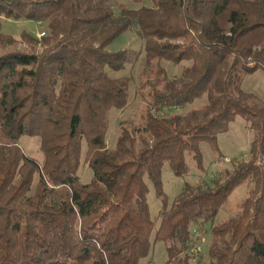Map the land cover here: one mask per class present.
Here are the masks:
<instances>
[{
  "label": "trees",
  "instance_id": "16d2710c",
  "mask_svg": "<svg viewBox=\"0 0 264 264\" xmlns=\"http://www.w3.org/2000/svg\"><path fill=\"white\" fill-rule=\"evenodd\" d=\"M152 3L116 15L104 0H0V17L49 28L40 40L24 32L28 47L0 53V264H141L158 241L167 244L168 264H192L198 223L210 224L214 240L206 264H264V103L242 88L246 75L264 70V0ZM133 28L145 39L148 68L156 67L154 107L138 125L124 121L110 149V113L127 107L129 79L105 69L122 70L140 52L109 47ZM15 41L0 34V46ZM163 60L190 64L175 79ZM204 96L201 110L157 113ZM238 115L254 134L248 159L212 184L187 183L169 203L164 165L187 175L190 156L203 171L201 143L222 157L219 134ZM23 136H40L42 162L22 148ZM82 161L90 182L79 176ZM146 177L162 202L158 226ZM247 182L241 213L215 223Z\"/></svg>",
  "mask_w": 264,
  "mask_h": 264
},
{
  "label": "rangeland",
  "instance_id": "374dc122",
  "mask_svg": "<svg viewBox=\"0 0 264 264\" xmlns=\"http://www.w3.org/2000/svg\"><path fill=\"white\" fill-rule=\"evenodd\" d=\"M105 4L114 9L115 14H119L122 8L138 9L143 6H152V0H104ZM24 32L40 40L43 32L45 35L49 33L47 21H34L26 19H7L0 17V34H9L16 39L12 44L0 46V53L15 47L23 49L28 47L27 42L22 38ZM130 48L140 52V57L137 62L127 65L122 70H111L106 68L105 72L111 77H127L129 79V102L123 110L112 109L109 117V129L107 132V146L113 149L116 146L117 140L122 132L123 122L129 121L138 125L141 122V115L146 112L147 108L153 106L149 96L150 82L156 78V67L151 71L146 64L145 58V39L141 36L137 28L126 31L122 34L109 49L119 50ZM37 49L42 51L40 43L37 44ZM190 62L174 64L171 61L163 60L161 65L167 70L169 77L179 79L182 75L183 68L189 65ZM242 88L248 93L256 95V99L264 103V70L259 69L253 74L246 75ZM208 103L206 96L195 100L192 104L185 108H164L157 112L159 115L169 116L171 113H179L186 115L192 110H201ZM253 131L248 127V122L244 117L238 115L230 124L228 131L219 134V145L222 157L213 150L210 143L203 141L201 150L203 153L204 170H199L194 164L190 156L187 157L190 172L184 176H177L170 165L166 163L162 169V180L164 183V191L169 199V203L183 191L187 183L190 184H212L214 179L221 175L223 169H232L234 162L246 160L249 157L250 145L253 140ZM20 144L25 152L39 160L43 161V153L41 151L40 136H23L20 139ZM85 152V146H84ZM84 159V155H83ZM79 176L82 182H90L93 177V172L84 161L79 169ZM39 176L36 175L33 190L38 181ZM146 182L149 186L148 202L152 218L155 219L156 225H159L157 219L158 211L161 208V199L157 196L153 183L146 177ZM251 183L247 182L244 185L238 186L231 194L228 202L220 209L215 223L223 222L231 217L238 216L242 210V202L248 195ZM32 190V192H33ZM210 224H196L191 227L192 237L197 233H202V236L195 242L199 249L198 254L193 256L190 254L192 264H206L210 260L209 249L213 244V237L209 232ZM218 242V241H217ZM167 244L165 241H158L150 250L147 258L141 261V264H168ZM170 264H180L175 261Z\"/></svg>",
  "mask_w": 264,
  "mask_h": 264
},
{
  "label": "built area",
  "instance_id": "2783aa9c",
  "mask_svg": "<svg viewBox=\"0 0 264 264\" xmlns=\"http://www.w3.org/2000/svg\"><path fill=\"white\" fill-rule=\"evenodd\" d=\"M41 36L45 35V32L41 33ZM202 236V233H197L195 236L192 237L191 242H190V254L193 256V254L197 255L199 252L198 247L196 246L195 242Z\"/></svg>",
  "mask_w": 264,
  "mask_h": 264
}]
</instances>
